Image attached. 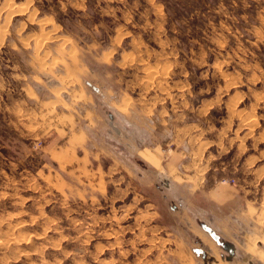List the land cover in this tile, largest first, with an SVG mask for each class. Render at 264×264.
Returning <instances> with one entry per match:
<instances>
[{
    "label": "rangeland",
    "instance_id": "1",
    "mask_svg": "<svg viewBox=\"0 0 264 264\" xmlns=\"http://www.w3.org/2000/svg\"><path fill=\"white\" fill-rule=\"evenodd\" d=\"M108 263L264 264V0H0V264Z\"/></svg>",
    "mask_w": 264,
    "mask_h": 264
},
{
    "label": "crops",
    "instance_id": "2",
    "mask_svg": "<svg viewBox=\"0 0 264 264\" xmlns=\"http://www.w3.org/2000/svg\"><path fill=\"white\" fill-rule=\"evenodd\" d=\"M231 1H233V0H231ZM230 3L231 2H229V3H227L228 5H230ZM87 83H90V84H92V86H90V88L95 92V94L96 93H98V94H103V88H102V86H100V85H98V84H93V83H91V82H86V84ZM89 86V85H88ZM94 88L95 89H97V91H95L94 90ZM114 102H116V103H118V101H116L114 98H111V96H110V98H109V103L110 104H112V103H114ZM111 107V106H110ZM122 114V117L124 118V119H126L127 121H129L132 125H134L135 126V128H131L129 125V127L131 128V129H134V131H135V133H137V134H141V135H143V136H145V144H146V142H149V143H147V144H151V142H153L152 141V138H151V133H152V129L153 128H157V127H159V125H162V122H163V124H164V120H161V118L159 117V114H158V116L157 117H154V118H150V117H144L143 118V120H138L136 117H129V116H127V115H125V114H123V113H121ZM152 119V120H151ZM155 119V120H154ZM153 127V128H152ZM130 142V141H129ZM132 142V141H131ZM131 142H130V144H131ZM134 143V144H133ZM133 143L131 144L132 146H134L135 148H137V149H139V147H138V145H137V141L135 140V141H133ZM143 142H140V143H138V144H142ZM184 168H185V163H181V164H179L178 165V169L179 170H182V171H184ZM166 172V171H165ZM156 174H158V171H157V173ZM167 174H169L168 172H167ZM170 175V174H169ZM158 176V175H157ZM170 180H173V178L172 177H170ZM174 181V180H173ZM220 209V208H219ZM217 220H220V218L218 219L217 218ZM229 224H231L232 226H235V227H237L238 229H239V226L241 227V225L242 224H239V226H238V222H240V223H242L241 222V219H239V220H234V218L232 219L231 218V220H229V221H227ZM217 223V222H216ZM218 224V223H217ZM238 229H237V231H238ZM223 231V230H222Z\"/></svg>",
    "mask_w": 264,
    "mask_h": 264
},
{
    "label": "water",
    "instance_id": "3",
    "mask_svg": "<svg viewBox=\"0 0 264 264\" xmlns=\"http://www.w3.org/2000/svg\"><path fill=\"white\" fill-rule=\"evenodd\" d=\"M89 86H92V84H90V83H87ZM94 90L95 91H97V89H95L94 88ZM205 231H209V229H207L206 227H204L203 228ZM210 234H212V236H213V238H214V240L216 241V242H220V237L217 235V234H214V233H210ZM232 252V251H231ZM233 253V252H232Z\"/></svg>",
    "mask_w": 264,
    "mask_h": 264
},
{
    "label": "trees",
    "instance_id": "4",
    "mask_svg": "<svg viewBox=\"0 0 264 264\" xmlns=\"http://www.w3.org/2000/svg\"><path fill=\"white\" fill-rule=\"evenodd\" d=\"M208 1H210L211 2V4H213V6H216V4H217V2L219 1V0H208ZM225 3H229V2H231V0H223Z\"/></svg>",
    "mask_w": 264,
    "mask_h": 264
},
{
    "label": "bare ground",
    "instance_id": "5",
    "mask_svg": "<svg viewBox=\"0 0 264 264\" xmlns=\"http://www.w3.org/2000/svg\"><path fill=\"white\" fill-rule=\"evenodd\" d=\"M109 264V263H108Z\"/></svg>",
    "mask_w": 264,
    "mask_h": 264
}]
</instances>
